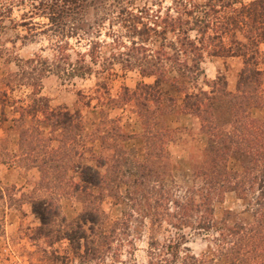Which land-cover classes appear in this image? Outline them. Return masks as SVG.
<instances>
[{
  "label": "rangeland",
  "instance_id": "rangeland-1",
  "mask_svg": "<svg viewBox=\"0 0 264 264\" xmlns=\"http://www.w3.org/2000/svg\"><path fill=\"white\" fill-rule=\"evenodd\" d=\"M183 1L106 0L105 5L109 6L104 11L109 13L106 18L102 17L103 13L88 10L82 23V30L88 35L81 36V40L63 39L72 57L75 55L72 52H86L90 41L102 42L97 51L102 53L106 62L91 65L93 73L82 78L66 79L48 74L40 81L36 96H31V88L13 84V88L7 89V98L0 95V264H85L78 258L84 252L83 242H80L79 249L64 238L65 233L79 234L82 229L90 249L86 264H230L231 261L219 252V233H225L224 227L229 228L248 219L244 213L245 201L233 193L223 194L219 202L213 204V217L218 224L208 231L196 229L194 220H189L187 225H167L170 219L161 216L164 208L171 215L177 212L175 202L194 184L191 161L197 159L208 145L206 137L201 134L199 120L182 110L180 99L174 113L164 121L168 129L166 141L161 137L160 126H153L152 129L156 136L153 149L156 158L147 169L153 175L151 183L157 181L153 183L154 193L151 195L148 189H140V195L147 197V206L143 205L144 198L137 197L141 203L138 214L130 209L131 202L127 200L128 192L132 189L128 183L133 179L131 174L135 172V164L143 163L146 159L147 140L132 103L122 105L119 97L123 88L133 90L139 82L151 84L153 78H142L135 69H123L110 56L121 50L122 43L131 47V40L139 42L123 27L135 23L129 15L118 14L121 8L118 9V5H123L139 18L140 12L145 11L152 15H163L170 10L175 15V5L177 7V3ZM187 1L193 3L194 0ZM204 1L195 0V3L200 5ZM250 1L242 2L247 4ZM188 3L185 5L190 9ZM28 10L27 4L20 5L16 0H0V25L4 28L0 29V90L5 89L1 81L9 79L17 70L14 58L26 60L36 54L51 59L55 52L54 45L62 40L51 33L43 34L39 29L28 33L27 28L17 26L21 15ZM98 21H102L99 35L95 33V23ZM142 21L148 23L146 19ZM34 22L42 24L46 20L35 19ZM189 35L191 39H198L195 32ZM167 39L173 40L170 35H167ZM145 43L156 52L163 41L151 35ZM224 46L228 47L226 39ZM259 51L264 53V43L259 45ZM101 63L111 66L102 72L104 66ZM126 63L122 62L123 65ZM200 69L202 74L197 78L195 87L210 92L213 82L221 77L227 91L232 93L242 69V59L230 56L220 47L209 46L204 50ZM38 98L41 102H37ZM35 99L36 103L33 102ZM36 105H47L46 112L31 113L32 109H37ZM18 107L28 112L22 127L31 131L30 139L38 144V154L33 161L25 160L24 149L21 150L19 145L21 127L13 123V119L18 118L13 109ZM52 109H66L73 115H79L76 120L80 122L81 129L75 131V144L67 169L60 167L62 163L59 157L65 152L64 149L60 150L58 140L64 134L59 129L52 131L49 116ZM252 116L263 118L264 109L253 110ZM216 117L222 123L225 120L226 115L220 107L216 109ZM117 134L124 138H115ZM116 157L122 159L121 163L114 161ZM164 157L167 165L163 164ZM40 162L49 171L46 178L36 166L41 165ZM80 165L98 170L104 177V184L87 191L77 189L80 185L77 166ZM229 167L235 169V164L231 162ZM118 171L123 176H119ZM46 180L51 181L49 185ZM162 184L169 190L170 199L165 202L162 200ZM152 200L156 203H152ZM37 202H41L50 219L44 226L32 212L31 204ZM96 206L100 211L98 224L87 222L79 225L81 230L77 229L78 216L89 207ZM147 208L151 215L157 216L149 215ZM124 217V223H121ZM167 241L179 244L177 258L172 255L150 256V243L163 245ZM97 248L98 253L97 250L93 251Z\"/></svg>",
  "mask_w": 264,
  "mask_h": 264
},
{
  "label": "trees",
  "instance_id": "trees-1",
  "mask_svg": "<svg viewBox=\"0 0 264 264\" xmlns=\"http://www.w3.org/2000/svg\"><path fill=\"white\" fill-rule=\"evenodd\" d=\"M16 1L20 5L29 6V10L21 15L17 26L27 28L28 33L39 29L43 34L51 33L62 40L54 45L55 52L51 59L36 54L26 60L14 58L17 70L9 79L1 81L2 88H5L0 90L3 98H7V89L13 88L12 84L16 87L31 88V96H36L39 94L40 81L48 74L66 79L82 78L93 73L91 65L100 61L106 62L102 53L97 51L102 42L90 41L86 52H72L75 54L72 57L68 52L67 42L63 40H81V36L88 35L82 30L88 10L103 13L102 17H105L109 14L104 12L109 7L105 5L106 0ZM242 1L205 0L197 5L195 0L193 3L184 0V3H177V7L175 5V15H172L170 10H166L163 15H152L145 11L140 12L139 18L120 4L118 14L129 15L135 23L123 27L135 35L139 42L131 40V47L122 43L121 50L110 56L122 65L123 69H135L142 78H153L151 84L139 82L133 90L123 88L119 97L122 105L132 103L147 140L146 159L143 163L135 164V172L131 174L133 179L128 183L132 188L127 198L131 202L130 209L138 214L141 203L137 197L144 198L143 205L147 206V197L140 195L141 188L148 189L151 195L154 193L153 183L157 181L151 183L153 175L147 169L156 158L153 155L156 136L152 129L153 126H160L161 137H167L168 129L164 121L174 113L175 105L180 99L182 110L199 120L201 134L206 137L208 145L197 159L191 161L190 170L194 184L185 190L178 202H175L177 212L171 215L164 208L161 216L170 219L167 225H187L189 220H194L196 229L208 231L216 228L215 225L218 224L213 217V204L219 202L223 194L233 193L238 199L245 201L244 213L248 219L223 228L225 233H219V252L231 261L230 264H264V117L252 116L253 110L264 109V53L259 51V45L264 43V0H252L247 4ZM186 2L190 9L185 5ZM143 14L147 17L142 16ZM35 19H44L46 23H36ZM102 19L104 18L100 20ZM143 19L148 23H143ZM101 24L102 21L95 23L97 35L100 33ZM0 29H4L3 26L0 25ZM190 32H195L198 39H191ZM151 35L162 39L159 51L153 52L146 46V39ZM167 35L172 36L173 40H168ZM225 39L228 47L224 46ZM209 46L220 47L221 51L228 52L230 56L242 59V69L234 92L227 91L225 81L221 77L213 82L214 86L210 92L194 86L202 74L200 63L204 50ZM86 58L89 60L86 61ZM124 61L127 62L126 65L122 64ZM103 63L102 72H106L111 64L106 63L105 66ZM190 85L195 90H192ZM38 101L41 102V99L38 98ZM33 102L36 103V99ZM44 106L46 107L36 105L37 109H32L31 113L44 114L47 105ZM218 107L226 115L223 123L216 117ZM13 112L18 114L13 123L21 127L19 145L21 150L24 149L25 160L33 161L38 144L30 139L31 131L22 127L28 112L22 107L13 109ZM49 113L52 131L59 129L65 135L58 140L60 150L64 149L65 152L59 157V161L62 163L60 167L67 169L71 161L70 152L75 144V131L79 132L81 129L80 122L76 120L79 115H73L66 109H52ZM122 137L124 138L117 134L115 138ZM120 160V157L114 159L116 163H121ZM163 162L167 165L165 157ZM231 162L235 164V169L229 167ZM40 164L36 166L46 178L49 171L45 170L44 163ZM165 167L168 170L167 166ZM77 168L80 182L77 189L87 191L104 184V177L98 170L88 165H80ZM117 174L123 176L121 171ZM48 182L51 181L46 180L47 185ZM166 187L162 184L164 202L170 199ZM107 188L110 192L108 184ZM31 207L41 225L50 222L41 202L32 203ZM146 210L150 212V209ZM99 212L98 206L83 211L77 218V229L81 230L79 225H85L87 222L98 224ZM225 214L234 217L230 213ZM151 216L156 217L157 214ZM125 217L121 223H124ZM72 233H65L64 238L79 249L80 242H83L84 252L78 258L86 264L90 254L86 234L83 229L79 234ZM149 250L151 257L172 255L177 258L179 244L172 241L163 245L150 243ZM93 251L99 252L98 248Z\"/></svg>",
  "mask_w": 264,
  "mask_h": 264
}]
</instances>
